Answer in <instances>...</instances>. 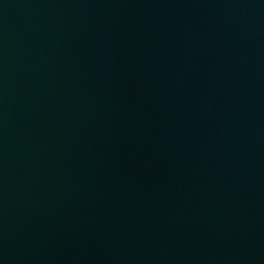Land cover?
Here are the masks:
<instances>
[{
	"label": "water",
	"instance_id": "95a60500",
	"mask_svg": "<svg viewBox=\"0 0 264 264\" xmlns=\"http://www.w3.org/2000/svg\"><path fill=\"white\" fill-rule=\"evenodd\" d=\"M0 264H264V0H0Z\"/></svg>",
	"mask_w": 264,
	"mask_h": 264
}]
</instances>
